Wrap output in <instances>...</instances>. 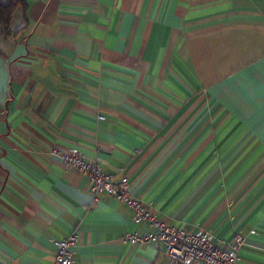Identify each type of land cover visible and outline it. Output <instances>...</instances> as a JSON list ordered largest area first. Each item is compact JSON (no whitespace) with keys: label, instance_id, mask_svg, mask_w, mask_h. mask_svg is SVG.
Here are the masks:
<instances>
[{"label":"crops","instance_id":"obj_1","mask_svg":"<svg viewBox=\"0 0 264 264\" xmlns=\"http://www.w3.org/2000/svg\"><path fill=\"white\" fill-rule=\"evenodd\" d=\"M69 149L264 264V0H23L0 35V264H54L73 230L72 264L167 262Z\"/></svg>","mask_w":264,"mask_h":264},{"label":"built area","instance_id":"obj_2","mask_svg":"<svg viewBox=\"0 0 264 264\" xmlns=\"http://www.w3.org/2000/svg\"><path fill=\"white\" fill-rule=\"evenodd\" d=\"M61 159L65 165L87 176L92 200L100 193H107L126 203L133 210L136 221H149L155 228L153 233L144 236L128 234L125 240L132 244L157 240L167 256V262L161 264H237L238 252L243 244V237L239 233L234 234L231 241L218 244L213 234L203 228L193 230L163 222L133 195L131 184L124 175L116 177L106 172L97 161L84 158L77 149L62 153ZM54 243V264H72L71 249L77 243L76 231H71Z\"/></svg>","mask_w":264,"mask_h":264},{"label":"trees","instance_id":"obj_3","mask_svg":"<svg viewBox=\"0 0 264 264\" xmlns=\"http://www.w3.org/2000/svg\"><path fill=\"white\" fill-rule=\"evenodd\" d=\"M23 0H9L8 3H0V35H8L10 32V20L18 4Z\"/></svg>","mask_w":264,"mask_h":264}]
</instances>
